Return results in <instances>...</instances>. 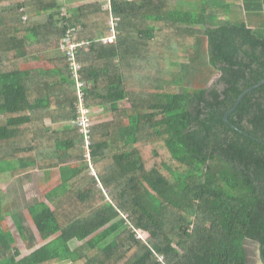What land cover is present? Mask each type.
Masks as SVG:
<instances>
[{
    "label": "trees",
    "instance_id": "trees-1",
    "mask_svg": "<svg viewBox=\"0 0 264 264\" xmlns=\"http://www.w3.org/2000/svg\"><path fill=\"white\" fill-rule=\"evenodd\" d=\"M195 1L109 0L110 10L95 2L63 18L59 0H0V173L13 161V176L88 162L63 169L48 201L29 206L35 229L14 218L26 249L46 241L29 255L20 258L0 202V264H249L247 239L264 261V85L225 121L264 80V21H247L264 19V0ZM240 11L245 20L222 19ZM111 17L117 43L105 47ZM208 22L218 88L179 92L202 47L188 27ZM68 27L86 28L91 43L78 53L87 106H132L93 125V169L72 124L78 97L67 57L51 69L25 66ZM65 84L72 92H56Z\"/></svg>",
    "mask_w": 264,
    "mask_h": 264
},
{
    "label": "rangeland",
    "instance_id": "rangeland-1",
    "mask_svg": "<svg viewBox=\"0 0 264 264\" xmlns=\"http://www.w3.org/2000/svg\"><path fill=\"white\" fill-rule=\"evenodd\" d=\"M182 4H187L190 7H200V2L195 0H175L176 6H181ZM108 6V4H107ZM241 12V13H240ZM240 12H234L233 14H227L226 16L222 17V19H231L232 21H236L239 19L245 20L246 16L242 11ZM253 21H249V24L253 25L254 28L260 27V25L264 21L263 18H255L252 19ZM209 21V20H208ZM182 28H187V26H181ZM207 27H210L213 29L215 27L212 23L208 22L206 26L199 27V26H193L188 27L199 31V37L202 40V47L200 48V54L197 58H195V61H192V65L195 69H193L192 76L190 79L186 76V80L183 81L182 87L178 89L179 92L185 90L187 92H194L199 93L202 89H213L218 88V81L220 79V72L218 69L213 68L209 64V57L207 55ZM190 52V51H189ZM191 54L194 55V52L191 51ZM196 54L193 56L195 57ZM166 63V62H165ZM167 68L161 67V70L166 71ZM170 71V69H169ZM129 108L132 106L127 103ZM128 109V108H127ZM107 122V121H104ZM99 124L98 121H95L94 125ZM85 161V159H84ZM85 164H88L87 161L85 162H76L71 161L66 164L68 166L66 169L69 170H77L78 168H83ZM91 164L93 167V162L91 160ZM10 168V163H4L2 164L1 168ZM39 170V169H37ZM53 170V169H51ZM62 171V173L65 172ZM35 171V170H34ZM49 172V171H48ZM61 171L58 169L56 170V174H59L58 177H56V180L48 181L46 179L47 174H43L41 171H36L32 174H27L23 176L22 178H15L11 177L10 174H5L4 177H0V188L3 189V192L0 191V202L4 201V213L11 212L14 210L15 207L21 211V215L23 217L24 222L31 226L33 224V221H31L33 218L29 212V206L39 202V201H48L46 198V195L52 191L55 187H58L62 184V178H61ZM9 212V213H10ZM8 213V214H9ZM125 218H127L126 214H123ZM11 216L6 218V225L5 228L8 229L9 223L7 222V219H9ZM5 219V217H4ZM10 226L13 228V231L15 235L18 236V232L16 231L14 220L12 221L9 219ZM35 229V228H34ZM18 244L22 249V254H25L26 250L21 243L20 238L18 237ZM40 242H44L39 239ZM248 252V259L249 264H264L262 257L260 255L259 245L253 241L248 239L245 244Z\"/></svg>",
    "mask_w": 264,
    "mask_h": 264
},
{
    "label": "crops",
    "instance_id": "crops-1",
    "mask_svg": "<svg viewBox=\"0 0 264 264\" xmlns=\"http://www.w3.org/2000/svg\"><path fill=\"white\" fill-rule=\"evenodd\" d=\"M95 2L102 3L104 5L103 6V10L104 11L107 10L106 7H107V4H108V0H59V3H60V5H62V8L63 7H66L68 9V11H69V14H71V15L76 14L77 11H78V9H79V7H82V6L86 5V4L95 3ZM190 27H192V26H190ZM103 30H104V27L101 26L99 28V32H103ZM86 32H87V29L86 28L79 27L78 38H79V40H81L82 42H84L85 45L83 47L85 48V52L88 51L90 49L89 46H91L90 41H88L87 39L84 38ZM106 37H108V36H106ZM104 38L105 37L102 38L101 42L103 44H105V45H103L105 47L111 46V45L117 43V38H115L114 42H112V43L105 42L104 41ZM61 43H62V38H56V40H53V41H51V42H49L47 44L37 46L36 49L39 52V54H38V56H39L38 57V60L35 61V62H33V63H30L29 65H25L26 68H32V67H36V68L46 67L47 69L54 68L55 67V64H54L53 61L56 60V65H57L58 61L64 55V52L62 50V44ZM103 49L104 48L101 47V49L99 50L98 54H100V55L104 54V50ZM104 56H105V54H104ZM83 57H85V55ZM105 58L106 57H102V61H104ZM94 59L95 60H98V61L101 60L99 57H97V56L95 57V55H94ZM57 89L61 90L60 93H64L66 89H67V92L68 91L69 92H72L71 89H69L66 84H65V86H62V89H61V87L56 88V92H58ZM127 103L130 104L129 101H125V100L118 101L117 100V101L109 102L108 104H103V105H100V106H96V107L91 108V110H92L93 125H94L95 121H98L99 124L105 123L104 121H107V122L111 121L112 118H113L112 113L114 112V109H117V108L118 109L119 108L120 109H127V108H129V106L127 105ZM46 125L47 126H51L52 125V127L54 129H57V130H61L64 127V125L61 124V123L52 124L51 121H49V120L46 121ZM15 162L16 161H13L11 163L12 169H13V167L16 164ZM67 167L68 166H66V164H64V166L62 168L58 169V170L61 171V173H62V171H64L63 169H65ZM56 170L57 169L44 170V171L43 170H35L33 172H30V173L20 174V175H14L13 176L12 173H11V170L9 168H6L4 170V172H1L0 173V177H4L5 174H10L11 177L22 178L23 176H25L27 174H32V173H34L36 171H41V172H43V174H47L45 176H46V179L48 181H52V180H56V177L59 176V174H56ZM62 174H61V178H62ZM56 188L57 187H55L54 189H56ZM54 189H52V190H54ZM0 191L3 192V189L0 188ZM3 208H4V201L1 204V213H2L3 217H5V219L8 218L9 216H11L9 219H11L12 221L14 220V218H22L23 219V217L21 215V211L19 209H17V207H15L14 210H12L11 212L9 211L10 213L9 212L4 213V209ZM9 219H7V222L9 223L8 230H10L13 233V235H14V238L16 240L14 245L20 251V254H21L20 258L21 257H24L26 255H29L32 250L39 248L41 245H43L46 242V241L40 242L39 240H37L36 241V246L34 247V249H32V250L26 249V247H25V245H24V243H23V241H22V239H21V237L19 235V232H18V229H17V227L15 225V222H14V225H15L16 231L18 232V236L15 235V233L13 231V228L10 226ZM31 221H33V219ZM23 222H24V220H23ZM24 224L27 225L25 222H24ZM27 226H29V225H27ZM30 227L32 229L35 228L34 221H33V224H31ZM18 237L20 238L21 243L23 244V246H24V248L26 250L25 254H22V249L19 246L18 240H17ZM256 243L259 245V250H260V254H261V245L258 242H256ZM248 261H249V259H248Z\"/></svg>",
    "mask_w": 264,
    "mask_h": 264
},
{
    "label": "built area",
    "instance_id": "built-area-1",
    "mask_svg": "<svg viewBox=\"0 0 264 264\" xmlns=\"http://www.w3.org/2000/svg\"><path fill=\"white\" fill-rule=\"evenodd\" d=\"M107 10H110V2L108 0ZM61 17L65 18L68 16V11L66 7L60 9ZM119 19L111 17V35L104 38L105 42H114L115 36H117V22ZM79 27H68L65 37L62 38V50L68 59V62L73 71L74 81L76 82V91L78 102L76 104L77 108V118L72 122V124L77 128L85 137V150L86 158L91 166V138H92V110L86 104V88L87 84L82 79V63L79 60V49L85 44L78 38ZM94 175V174H93ZM139 236L140 233H138Z\"/></svg>",
    "mask_w": 264,
    "mask_h": 264
},
{
    "label": "water",
    "instance_id": "water-1",
    "mask_svg": "<svg viewBox=\"0 0 264 264\" xmlns=\"http://www.w3.org/2000/svg\"><path fill=\"white\" fill-rule=\"evenodd\" d=\"M262 85H264V80L261 81L258 85H255V86L251 87L250 89L246 90V91H245V92L239 97V99H238L237 103L235 104V106H234V107H233V108H232V109L226 114V116H225V121H226V122H229V120H228V116L236 110V108H237V107L239 106V104L241 103L242 99H243L248 93L252 92L253 90L257 89L258 87H260V86H262Z\"/></svg>",
    "mask_w": 264,
    "mask_h": 264
},
{
    "label": "flooded vegetation",
    "instance_id": "flooded-vegetation-1",
    "mask_svg": "<svg viewBox=\"0 0 264 264\" xmlns=\"http://www.w3.org/2000/svg\"><path fill=\"white\" fill-rule=\"evenodd\" d=\"M261 255V257H262V254H260Z\"/></svg>",
    "mask_w": 264,
    "mask_h": 264
}]
</instances>
